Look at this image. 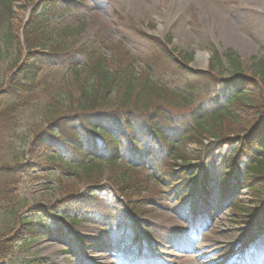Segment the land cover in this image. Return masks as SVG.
Instances as JSON below:
<instances>
[{
  "label": "trees",
  "instance_id": "trees-1",
  "mask_svg": "<svg viewBox=\"0 0 264 264\" xmlns=\"http://www.w3.org/2000/svg\"><path fill=\"white\" fill-rule=\"evenodd\" d=\"M57 1L0 0V264H12L21 242L44 235L23 215L25 180H54L71 228L96 218L95 208L108 218L144 216L137 203L148 190L150 176L143 173L150 168L166 189L188 198L199 191L203 204L220 189L235 222L253 220L264 205V61L250 75L233 50H213L208 70H193L191 56L177 60L171 38L149 36L157 63L176 83L171 88L138 70L124 49L106 57L102 37L79 44V28L52 23ZM15 3L25 5L16 11ZM222 58L229 78L215 74ZM53 72L62 75L58 84L47 81ZM189 146L196 147L192 154ZM233 146L229 167L219 173L215 153ZM41 155L44 172L34 163ZM106 190L121 211L99 202ZM244 190L248 201L240 197ZM75 238L84 245L81 235Z\"/></svg>",
  "mask_w": 264,
  "mask_h": 264
},
{
  "label": "rangeland",
  "instance_id": "rangeland-1",
  "mask_svg": "<svg viewBox=\"0 0 264 264\" xmlns=\"http://www.w3.org/2000/svg\"><path fill=\"white\" fill-rule=\"evenodd\" d=\"M56 3L50 13L52 23L79 28V44L102 37L106 57L124 49L135 57L138 70L147 71L155 81L171 88L176 83L170 70L157 63V50L149 36L171 38L169 48L180 54L177 60L191 56L189 68L193 70L207 71L213 50L221 55L233 50L250 75L253 64L264 61V0H58ZM24 5L15 3L14 10ZM41 9L50 10L45 5ZM47 74L42 76L43 82ZM215 74L229 78L231 69L225 58L222 66L215 68ZM2 78L3 71L0 83ZM60 79L62 75L53 72L47 81L58 84ZM47 94L44 93L45 99ZM195 150L194 146L188 148L191 154ZM233 151L234 146L215 153L211 162L219 173L229 167ZM34 163L42 172L46 170L42 155ZM146 174L150 176L148 190L137 203L145 215L137 218L136 223L129 215L108 218L95 208L96 218L80 221L74 228L68 224L67 216L72 215L62 207L54 180L23 181L19 192L28 206L23 215L33 219L44 235L25 245L21 242L14 250L12 264H228L229 260H234V264H264V205L253 220L235 222L231 206L220 189H215L205 205L197 196L194 199L193 193L191 199H185L178 190L166 189L153 168L143 176ZM99 195L100 203L115 205L121 211L113 192L106 190ZM240 197L251 199L247 191ZM76 234L85 238L84 245L77 243ZM201 253L206 256L200 260Z\"/></svg>",
  "mask_w": 264,
  "mask_h": 264
},
{
  "label": "bare ground",
  "instance_id": "bare-ground-1",
  "mask_svg": "<svg viewBox=\"0 0 264 264\" xmlns=\"http://www.w3.org/2000/svg\"><path fill=\"white\" fill-rule=\"evenodd\" d=\"M197 1H200V2H205V0H197ZM181 249V248H180ZM196 251H198V250H196ZM205 253H201V256L199 257V259L201 260V259H204L205 258ZM198 260V259H197ZM200 260H198L197 262H199ZM228 262V264H234L235 262H234V260H229V261H227Z\"/></svg>",
  "mask_w": 264,
  "mask_h": 264
}]
</instances>
